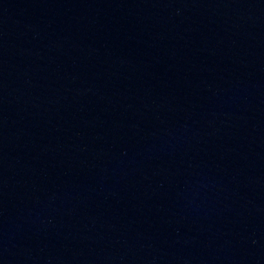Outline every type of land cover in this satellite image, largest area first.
Wrapping results in <instances>:
<instances>
[{"label":"water","instance_id":"95a60500","mask_svg":"<svg viewBox=\"0 0 264 264\" xmlns=\"http://www.w3.org/2000/svg\"><path fill=\"white\" fill-rule=\"evenodd\" d=\"M0 264H264V75L0 51Z\"/></svg>","mask_w":264,"mask_h":264}]
</instances>
